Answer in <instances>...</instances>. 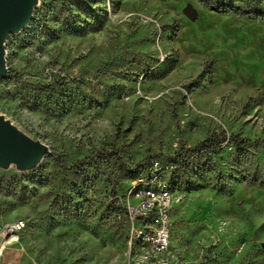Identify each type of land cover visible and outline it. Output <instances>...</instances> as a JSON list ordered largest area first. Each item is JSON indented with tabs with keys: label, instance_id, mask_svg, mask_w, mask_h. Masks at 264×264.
<instances>
[{
	"label": "rangeland",
	"instance_id": "1",
	"mask_svg": "<svg viewBox=\"0 0 264 264\" xmlns=\"http://www.w3.org/2000/svg\"><path fill=\"white\" fill-rule=\"evenodd\" d=\"M218 5L264 13L32 3L0 74V132L22 147L0 154V225L26 226L0 264H148L125 209L158 186L174 207L158 264H264V22ZM216 134L247 143L200 145Z\"/></svg>",
	"mask_w": 264,
	"mask_h": 264
},
{
	"label": "built area",
	"instance_id": "2",
	"mask_svg": "<svg viewBox=\"0 0 264 264\" xmlns=\"http://www.w3.org/2000/svg\"><path fill=\"white\" fill-rule=\"evenodd\" d=\"M173 208L172 192H159V186L154 192L140 193L133 204L127 205L131 252L146 249H154L155 255L168 252ZM25 227L23 221L0 225V248L14 246ZM136 239L144 240V248L140 251H132V241Z\"/></svg>",
	"mask_w": 264,
	"mask_h": 264
},
{
	"label": "water",
	"instance_id": "3",
	"mask_svg": "<svg viewBox=\"0 0 264 264\" xmlns=\"http://www.w3.org/2000/svg\"><path fill=\"white\" fill-rule=\"evenodd\" d=\"M26 12L25 0H0V71L1 76L6 75L5 50L1 47L2 39L8 28L14 21ZM22 153V147L18 142L11 141L0 132V154L14 155Z\"/></svg>",
	"mask_w": 264,
	"mask_h": 264
},
{
	"label": "bare ground",
	"instance_id": "4",
	"mask_svg": "<svg viewBox=\"0 0 264 264\" xmlns=\"http://www.w3.org/2000/svg\"><path fill=\"white\" fill-rule=\"evenodd\" d=\"M34 2H36V0H25L26 12L22 16L17 18L14 21V23L8 28V30L6 31V33L3 36L1 47H4V42H5V40H6V38H7V36L9 34L18 32V31H20L22 28H24L27 25V23L31 19L32 9H33L32 3H34ZM0 74H1V71H0ZM0 125H2V120L1 119H0ZM160 188H161V186H160ZM160 190H162V189H159V192H168L166 190H163V191H160ZM154 191L155 190H152L151 188H147L146 190H143L140 193H151V192H154ZM134 246L141 247L143 249L144 248V240L143 239L133 240L132 241V247H134ZM146 250H149L152 253V255H154V257L152 256L151 259L148 261V264H150V263L158 264L157 258L160 257V256L165 255V254L155 255V250L154 249H146ZM165 264H170V263H165Z\"/></svg>",
	"mask_w": 264,
	"mask_h": 264
},
{
	"label": "trees",
	"instance_id": "5",
	"mask_svg": "<svg viewBox=\"0 0 264 264\" xmlns=\"http://www.w3.org/2000/svg\"><path fill=\"white\" fill-rule=\"evenodd\" d=\"M215 10L218 12L225 13V14H234V15L246 16V17L252 16V17L258 18L264 22V13L263 12L253 11L251 9H247V8H244L241 6L218 5L215 7ZM226 140H229V142H234L235 144L240 145V146L245 145L247 143L246 139H244V138H238L236 136H230L229 138H227L224 135L216 134V135H213L210 138L206 139L200 145H204L206 143H222ZM149 160L150 159H148L147 161L149 162ZM125 215L127 218L126 209H125Z\"/></svg>",
	"mask_w": 264,
	"mask_h": 264
}]
</instances>
